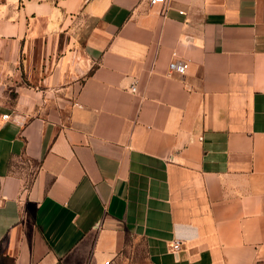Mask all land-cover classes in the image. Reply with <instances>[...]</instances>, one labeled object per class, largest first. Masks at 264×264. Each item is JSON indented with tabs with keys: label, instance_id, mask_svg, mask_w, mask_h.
<instances>
[{
	"label": "crops",
	"instance_id": "1",
	"mask_svg": "<svg viewBox=\"0 0 264 264\" xmlns=\"http://www.w3.org/2000/svg\"><path fill=\"white\" fill-rule=\"evenodd\" d=\"M2 114L0 264H264V0H0Z\"/></svg>",
	"mask_w": 264,
	"mask_h": 264
},
{
	"label": "built area",
	"instance_id": "2",
	"mask_svg": "<svg viewBox=\"0 0 264 264\" xmlns=\"http://www.w3.org/2000/svg\"><path fill=\"white\" fill-rule=\"evenodd\" d=\"M165 0H145V2L149 5H154V4H161L163 3ZM187 67V63L184 61H180V62H175V61H170L168 63V71L169 72H176L178 74H182L184 72V70ZM129 90L131 92H135V87L132 85L130 86ZM7 118V114H2L0 115V119H6ZM171 247L175 250L178 249V241H174V243L171 245ZM107 261H104L103 264H107Z\"/></svg>",
	"mask_w": 264,
	"mask_h": 264
},
{
	"label": "rangeland",
	"instance_id": "3",
	"mask_svg": "<svg viewBox=\"0 0 264 264\" xmlns=\"http://www.w3.org/2000/svg\"><path fill=\"white\" fill-rule=\"evenodd\" d=\"M123 256H125L126 259L123 264H147L141 247L138 244L135 245L132 252L124 253Z\"/></svg>",
	"mask_w": 264,
	"mask_h": 264
}]
</instances>
